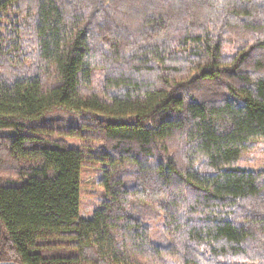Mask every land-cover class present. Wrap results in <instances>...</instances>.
I'll list each match as a JSON object with an SVG mask.
<instances>
[{
    "label": "trees",
    "instance_id": "1",
    "mask_svg": "<svg viewBox=\"0 0 264 264\" xmlns=\"http://www.w3.org/2000/svg\"><path fill=\"white\" fill-rule=\"evenodd\" d=\"M262 145L264 0H0V264H264Z\"/></svg>",
    "mask_w": 264,
    "mask_h": 264
},
{
    "label": "rangeland",
    "instance_id": "2",
    "mask_svg": "<svg viewBox=\"0 0 264 264\" xmlns=\"http://www.w3.org/2000/svg\"><path fill=\"white\" fill-rule=\"evenodd\" d=\"M72 145L78 146V140L69 139ZM239 164L242 167L251 170L264 169V145L246 152L242 155ZM99 175L95 172V168L91 166L84 167L81 173V194H80V214L82 217H88L92 210L100 205L101 187L98 184Z\"/></svg>",
    "mask_w": 264,
    "mask_h": 264
}]
</instances>
